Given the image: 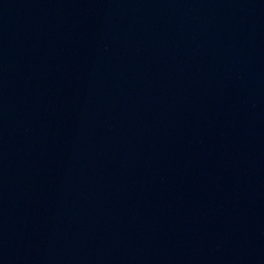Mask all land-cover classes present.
Wrapping results in <instances>:
<instances>
[{
	"label": "water",
	"instance_id": "water-1",
	"mask_svg": "<svg viewBox=\"0 0 264 264\" xmlns=\"http://www.w3.org/2000/svg\"><path fill=\"white\" fill-rule=\"evenodd\" d=\"M0 264H264V0H0Z\"/></svg>",
	"mask_w": 264,
	"mask_h": 264
}]
</instances>
